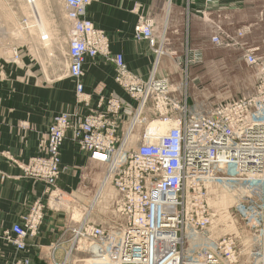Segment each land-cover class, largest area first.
Segmentation results:
<instances>
[{"label":"built area","instance_id":"built-area-1","mask_svg":"<svg viewBox=\"0 0 264 264\" xmlns=\"http://www.w3.org/2000/svg\"><path fill=\"white\" fill-rule=\"evenodd\" d=\"M31 1L24 0L31 16L22 15L16 22L19 31L31 36L37 50L40 42L45 47L51 37L31 29L29 21L35 18ZM95 1L62 0L69 28L60 77L75 81V102L85 104L90 94L84 93L82 84L84 62L104 58L114 65L115 83L135 105L122 104L111 94L101 95L94 112L56 115L45 132V153L20 166L25 176L57 189L66 170L61 165V146L67 139L91 159L106 164L80 218L71 216L73 224L65 230V239L53 245V253L61 251V256L52 255L51 263L81 262L84 259H73L80 251L95 256L93 264H237L232 235L210 240L195 252L185 250L188 235L205 233L213 223L208 187L216 183L228 191L257 187L256 198L247 202L240 196L234 210L256 233L258 247L251 264H264V60L253 54L257 48L241 41L243 30L230 34L217 25L210 41L244 49V61L257 66L260 75L251 95L219 103L207 113L192 112L172 95L166 77L155 76V68L144 79L128 69L121 53L111 51L107 33L95 28L88 17V8ZM213 1L204 0L206 5ZM152 27V20L141 15L133 35L146 41L156 64L167 53L166 40L155 35ZM19 49L18 45L10 47L12 59L19 58ZM197 54L185 47V72L189 62L199 59ZM149 98L156 120H167V126L158 134L145 126L139 143L129 146L135 125L144 121L141 114ZM105 185L120 193L115 211L123 220L104 229L93 224L90 216ZM55 197L64 210L61 190ZM47 207L44 200L34 199L9 228L0 225V241L25 251L27 239L37 235ZM11 264H30V260L18 257Z\"/></svg>","mask_w":264,"mask_h":264},{"label":"crops","instance_id":"crops-1","mask_svg":"<svg viewBox=\"0 0 264 264\" xmlns=\"http://www.w3.org/2000/svg\"><path fill=\"white\" fill-rule=\"evenodd\" d=\"M163 1L98 0L89 6L88 17L96 28L107 33L111 51L123 55L128 69L146 79L155 68V76L165 75L168 82V75L173 76V70L182 58L176 42L178 39L179 43L180 39L182 42L185 33L184 47L199 53L203 45L196 38L206 37L210 33L212 36L217 25L222 28L223 25L229 26L231 19L237 22L246 21L249 28H253L252 23L259 17L258 8L264 7V0H214L208 6L209 16L206 19L200 15V0H193L185 30L184 0H168L166 4ZM6 8V1L0 0V22L3 21L2 11ZM238 14L242 15L240 19ZM141 15L151 18L153 33L157 36L163 35L166 39L167 53L156 64L155 56L146 41H137L133 37V26ZM236 15L238 16L233 18ZM64 20L67 24L64 31L66 38L69 26L65 15ZM157 27H161L159 33ZM224 30L230 34L236 32ZM243 32H246L245 28ZM47 33L49 34V30ZM189 37L193 40L190 46ZM47 43L45 47L40 46L37 49L40 59L34 57L30 49L20 47L17 60L12 59L7 45L0 44V225L9 228L34 199H43L49 205L45 209L37 235L27 239L25 251H18L9 241H0V264H11L15 258L25 256L30 259V264H51L52 255L60 257L61 251L53 253V245L60 239H65V230L73 224L71 216H80L105 170V163L91 159L88 153L66 140L61 148V165L66 170L59 177L57 189L47 187L42 181L32 180L23 174L20 166L31 157L43 153L45 132L54 116L60 113L82 116L94 112L101 95L111 94L122 104L135 105L115 83L114 65L101 57L85 60L82 82L85 93L90 94V99L85 105L77 104L74 99L75 81L60 77L54 56L49 55L54 52V39L51 37ZM244 43L247 47H256L258 50L259 45L248 41ZM171 80L173 82V78ZM173 84L177 85L178 82ZM179 87L177 85L174 88ZM154 114L152 99L149 98L141 114L144 121L134 127L131 141L133 144L139 143V137L150 122L149 119H157L152 118ZM60 190L71 201L64 210L56 207L59 203L55 195ZM118 198L116 189L112 186L104 187L90 221L104 229L120 223L123 219L115 211ZM83 254L92 255L90 252ZM86 257L79 258L85 260ZM84 260L81 262L86 264Z\"/></svg>","mask_w":264,"mask_h":264},{"label":"rangeland","instance_id":"rangeland-1","mask_svg":"<svg viewBox=\"0 0 264 264\" xmlns=\"http://www.w3.org/2000/svg\"><path fill=\"white\" fill-rule=\"evenodd\" d=\"M5 1L7 3V8L5 11H2L3 21L0 22V44L2 43L7 45L6 48L9 52L11 46L17 45L26 50L30 49L33 51H30V53L34 57L38 58L39 49L36 50V46L33 43L31 36L27 35V33L23 34V32L19 31L17 28V17L22 15L27 17L31 16L29 7L23 0ZM192 1L193 0H184L183 3L185 30L187 27V19L191 15L190 10ZM39 2L41 3V19L43 20L44 17L48 21L49 29L47 28V31L49 30V36L52 37L55 42L53 50L54 61L57 67H59V73H62L65 64L64 56L67 51V44L65 43L64 37V31L67 28V24L64 20L62 0H39ZM167 2L168 0H164L163 4H166ZM200 3L202 6L199 10L200 15L201 17L207 19L209 16V5H206L204 0H200ZM257 12L259 17L257 21L252 23L253 28H249L246 21L237 22L231 19V24H229V26L228 24L226 26L223 25V29L234 32L245 28L246 32H244L245 35L243 34L241 37L242 41H248V43L253 45H259L258 50L254 51L253 54L264 60V43L262 42L264 41V7L258 8ZM238 15L240 19L242 15ZM29 23L31 24V29L33 28V31H38V29L35 28L36 24L34 23V19L32 22L29 21ZM254 26L256 27L254 28ZM160 29L161 27H157L158 33L160 32ZM210 34L206 37L196 38V40L201 42V45H203H200L203 49L197 54L199 57L198 60L188 63L186 72L184 47L186 42V33L182 42L180 39L179 43L178 39L176 42L178 46V53L182 56V58L180 59L181 61H179V65L174 68L173 76L170 74L168 75L170 92L176 100H178L181 104H185L188 110L192 112L207 113L219 103L228 102L243 95H251L254 92L256 82L260 75L257 66L248 65L244 61V49L236 46L214 45L210 41ZM192 41V38L189 37V46L192 44ZM41 44L42 43L40 42L38 45L41 46ZM161 76L165 77V75H160L157 76V78ZM171 78H173V82H178V86L180 85L178 89L174 88L177 87V85L173 84ZM152 118L156 119L157 115L154 114ZM151 120L152 119L150 118L149 121ZM257 190V187H255L253 190L248 188H239L235 191H228L216 183L209 186L208 202L215 212L213 223L208 226L205 233L188 235L189 240L185 243V250L187 252H195L199 247L208 245L210 240L217 241L226 235H232L236 239V250L238 253L237 264H251L253 253L258 247L256 233L253 228L246 224V222L235 213L234 206L240 196H242V199L247 202H250L251 199L254 200L257 195ZM68 199L69 198L64 193L62 206L66 207L71 203ZM56 207L60 209V206ZM80 216L72 217L75 220H78ZM81 256H87L84 260V263L86 262V264H93L96 258L95 256L92 257L93 255H84L83 253L77 251L74 253L73 259H77ZM75 264H83V262H76Z\"/></svg>","mask_w":264,"mask_h":264},{"label":"bare ground","instance_id":"bare-ground-1","mask_svg":"<svg viewBox=\"0 0 264 264\" xmlns=\"http://www.w3.org/2000/svg\"><path fill=\"white\" fill-rule=\"evenodd\" d=\"M31 8L33 9V11H34V13H35V18H33L34 19V23L36 24V26H35V28H37L38 29V31L39 32H42V33H47L48 31H47V28H48V23H47V21H46V19L43 17V20L41 19V13L42 12H40V2H39V0H32L31 1ZM41 11H42V9H41ZM94 25V24H93ZM95 27V26H94ZM96 28V27H95ZM82 84H83V82H82ZM83 88H84V84H83ZM74 90H75V87H74ZM84 93H85V91H84ZM85 94H88V93H85ZM75 96V95H74ZM75 99V98H74ZM88 103V102H87ZM87 103H85V104H87ZM81 104H84V103H81ZM84 104V105H85ZM55 117V116H54ZM54 119V118H53ZM167 121V120H166ZM166 121H164V120H154V121H150V122H148L147 123V125H146V128H148L149 130H150V132H152L153 134H158V133H160L162 130H163V128H165V126H167V122ZM67 134H70V132L68 131L67 132ZM67 140H69V139H67ZM70 141V140H69ZM73 143V142H72ZM74 144V143H73ZM75 145V144H74ZM134 146V144L130 141L129 142V146ZM61 148H62V146H61ZM78 148V147H77ZM79 149V148H78ZM82 151V150H81ZM83 152H85V151H83ZM45 153V151H43V153H41V154H44ZM86 153H88V152H86ZM88 156H89V154H88ZM90 157V156H89ZM106 165V164H105ZM44 183V182H43ZM45 184V183H44ZM47 186V185H46ZM106 186V185H105ZM104 186V187H105ZM48 187V186H47ZM98 187V186H97ZM103 187V188H104ZM102 188V189H103ZM117 191V190H116ZM62 192V191H61ZM118 192V191H117ZM119 193V192H118ZM63 194H64V192H62V197H61V199L63 200ZM101 194V193H100ZM119 195H120V193H119ZM92 197V196H91ZM90 197V198H91ZM209 197V196H208ZM100 199V198H99ZM99 199H98V201H99ZM43 200V199H42ZM61 200V201H62ZM97 201V202H98ZM46 202V201H45ZM97 202H96V204H97ZM88 203H89V201H88ZM96 204H95V206H96ZM56 206H58L57 204H56ZM95 206H94V208H95ZM93 208V209H94ZM73 218V217H72ZM74 219V218H73ZM75 220V219H74ZM73 221V220H72ZM114 225V224H113ZM113 225H111V226H113ZM110 226V227H111ZM109 228V227H108ZM78 252H80V251H78ZM80 253H89V252H80ZM52 257V256H51ZM52 258H50V260H51ZM30 260V259H29ZM52 262V261H51ZM52 264V263H51Z\"/></svg>","mask_w":264,"mask_h":264}]
</instances>
